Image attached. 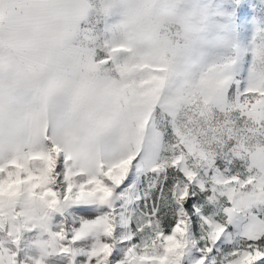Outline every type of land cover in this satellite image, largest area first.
Listing matches in <instances>:
<instances>
[{"label":"snow or ice","instance_id":"snow-or-ice-1","mask_svg":"<svg viewBox=\"0 0 264 264\" xmlns=\"http://www.w3.org/2000/svg\"><path fill=\"white\" fill-rule=\"evenodd\" d=\"M117 2L97 59L87 0H0V264H264V27L197 70Z\"/></svg>","mask_w":264,"mask_h":264},{"label":"rangeland","instance_id":"rangeland-1","mask_svg":"<svg viewBox=\"0 0 264 264\" xmlns=\"http://www.w3.org/2000/svg\"><path fill=\"white\" fill-rule=\"evenodd\" d=\"M186 4L189 8L207 12L200 40L188 53L197 62V70L221 56L235 55L239 49L235 71L246 72L252 56L250 53L245 56L243 49L250 45L257 24L264 27V0H186ZM243 7L250 13L247 17L241 15ZM124 12V5L117 0H92L91 15L80 45L92 47L97 59L106 57L104 44L119 36L117 26L124 19Z\"/></svg>","mask_w":264,"mask_h":264},{"label":"clouds","instance_id":"clouds-1","mask_svg":"<svg viewBox=\"0 0 264 264\" xmlns=\"http://www.w3.org/2000/svg\"><path fill=\"white\" fill-rule=\"evenodd\" d=\"M141 23L124 42L142 51L172 48L189 53L198 44L203 21L186 0H143ZM182 19L177 25L174 21Z\"/></svg>","mask_w":264,"mask_h":264},{"label":"crops","instance_id":"crops-1","mask_svg":"<svg viewBox=\"0 0 264 264\" xmlns=\"http://www.w3.org/2000/svg\"><path fill=\"white\" fill-rule=\"evenodd\" d=\"M87 3H88V5H89L87 15H86L85 19L82 20L81 23H80L81 34H80L79 39H78V41H77V43H79V44H80V42H81V41L83 40V38H84V35H85V29H86L85 26L87 25V23H88V21H89V17H90V15H91V13H90V8H91L92 0H87ZM6 7H7V5H6Z\"/></svg>","mask_w":264,"mask_h":264}]
</instances>
